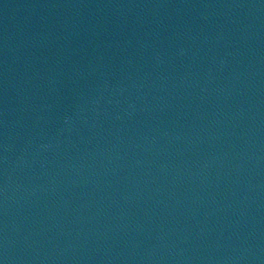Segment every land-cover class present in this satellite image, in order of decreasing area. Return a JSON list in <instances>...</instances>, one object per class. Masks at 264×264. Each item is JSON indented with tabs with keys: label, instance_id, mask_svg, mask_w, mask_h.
<instances>
[{
	"label": "water",
	"instance_id": "95a60500",
	"mask_svg": "<svg viewBox=\"0 0 264 264\" xmlns=\"http://www.w3.org/2000/svg\"><path fill=\"white\" fill-rule=\"evenodd\" d=\"M0 264H264V0H0Z\"/></svg>",
	"mask_w": 264,
	"mask_h": 264
}]
</instances>
